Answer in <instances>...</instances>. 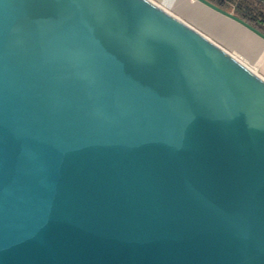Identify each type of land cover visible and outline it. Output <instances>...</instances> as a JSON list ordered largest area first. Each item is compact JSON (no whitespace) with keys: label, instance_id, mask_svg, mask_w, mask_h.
Returning <instances> with one entry per match:
<instances>
[{"label":"water","instance_id":"water-1","mask_svg":"<svg viewBox=\"0 0 264 264\" xmlns=\"http://www.w3.org/2000/svg\"><path fill=\"white\" fill-rule=\"evenodd\" d=\"M0 264H264V74L155 0H0Z\"/></svg>","mask_w":264,"mask_h":264},{"label":"rangeland","instance_id":"rangeland-1","mask_svg":"<svg viewBox=\"0 0 264 264\" xmlns=\"http://www.w3.org/2000/svg\"><path fill=\"white\" fill-rule=\"evenodd\" d=\"M165 9L178 12L185 22L199 27L222 46L234 51L255 71L264 74V40L237 22L194 0H155Z\"/></svg>","mask_w":264,"mask_h":264},{"label":"trees","instance_id":"trees-1","mask_svg":"<svg viewBox=\"0 0 264 264\" xmlns=\"http://www.w3.org/2000/svg\"><path fill=\"white\" fill-rule=\"evenodd\" d=\"M264 32V0H210ZM199 3V2H198Z\"/></svg>","mask_w":264,"mask_h":264},{"label":"bare ground","instance_id":"bare-ground-1","mask_svg":"<svg viewBox=\"0 0 264 264\" xmlns=\"http://www.w3.org/2000/svg\"><path fill=\"white\" fill-rule=\"evenodd\" d=\"M197 2V1H196Z\"/></svg>","mask_w":264,"mask_h":264}]
</instances>
